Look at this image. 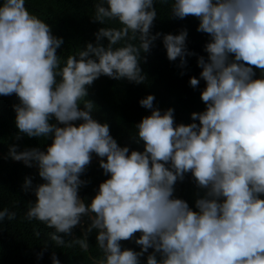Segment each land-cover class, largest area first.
Returning <instances> with one entry per match:
<instances>
[{"label": "clouds", "instance_id": "clouds-1", "mask_svg": "<svg viewBox=\"0 0 264 264\" xmlns=\"http://www.w3.org/2000/svg\"><path fill=\"white\" fill-rule=\"evenodd\" d=\"M94 9V22L120 27H101L95 44L61 66L63 39L28 11L25 0L0 5V95L19 98L13 107L20 134L52 137L46 151L10 147L11 158L28 167L35 163L44 181L33 189L36 201L26 218L54 229L50 239L61 248L79 245L87 252L95 230L102 252L95 264H141L150 248L146 264H264V78H253V67L264 71V0H173L174 17L197 18V31L210 36L207 61H197L206 110L192 113L199 124L176 125L174 110L162 114L148 95L140 105L151 115L136 125L144 151L131 153L117 144L107 123L93 119L86 86L101 75L145 82L139 63L162 35L150 32L157 11L154 0H97ZM187 35H163L168 59L179 57L181 66L192 55ZM199 82L190 79L193 88ZM93 153L110 178L85 204L78 195L80 175ZM189 172L206 190L195 202L198 211L173 196L177 180ZM15 215L0 210V221ZM82 216L90 219L83 237L66 241L73 227L86 226ZM136 233L141 251L122 250L120 242Z\"/></svg>", "mask_w": 264, "mask_h": 264}, {"label": "trees", "instance_id": "trees-1", "mask_svg": "<svg viewBox=\"0 0 264 264\" xmlns=\"http://www.w3.org/2000/svg\"><path fill=\"white\" fill-rule=\"evenodd\" d=\"M97 0H25V7L30 13L44 20L51 28L52 34L63 39V44L57 49L61 58V66L69 55H74L79 50H84L88 43L95 44V33L101 27H117L118 22L111 21L106 25L94 22V5ZM173 0H154L157 17L150 29L152 35H162L154 42L148 53H142L139 66L146 76L144 83L137 84L127 79H112L101 75L87 87L86 99L94 104L91 113L93 119L100 123H107L110 135L120 147L127 146L131 151H144L143 141L137 142L136 125L142 118L151 115V110L140 105V100L148 95L155 97L153 107L161 113L169 108L174 110L176 125L197 123L192 120V113H201L206 110L205 103L201 100V93L206 87V82L200 78L202 71L198 66V58L203 56L208 59L205 46L210 42L207 33L197 31L200 21L192 16L179 19L171 14ZM3 0H0V5ZM186 30L187 52L192 55L185 57L187 63L181 66L180 58L170 61L163 45V35H178ZM103 43L106 45L107 40ZM138 44V41H133ZM122 46L117 45L116 47ZM233 57H230L232 59ZM254 79L264 78V71L253 67ZM200 82L196 88L190 85L191 78ZM59 80V77H57ZM19 104L16 94L0 95V210L7 209L15 212V218L0 221V264H53V255L60 264H95V260L102 257V252L96 244V231L88 234L89 249L84 252L79 245L73 247H57L50 239L54 229L45 224L26 218L29 205L35 203L36 196L33 189L44 183L39 176L38 167L26 166L23 161H16L9 155L10 147L17 145L18 151L25 148L39 147L46 151L52 143V137L29 138L20 134L16 126V112L14 105ZM83 108V105H81ZM50 123H57L55 118ZM76 125L81 121L74 122ZM62 126V125H58ZM17 135L21 139L17 140ZM106 161V158L104 159ZM100 167V160L91 161L85 171L80 175L84 181L78 190L79 197L89 204L99 191V185L109 179ZM26 181L31 183L26 187ZM206 190L197 186L192 174L185 173L183 180H177L174 185V198L186 201L193 211H198L195 206L197 199L205 195ZM260 198L264 199V195ZM85 227H73L70 236H65L66 241L82 238L90 224L88 216H82ZM39 233V235H37ZM63 235V234H61ZM140 233H136L132 240L121 241V248L141 251L135 243ZM154 250L140 258L141 264H146L147 256ZM159 260L160 254L157 253Z\"/></svg>", "mask_w": 264, "mask_h": 264}, {"label": "rangeland", "instance_id": "rangeland-1", "mask_svg": "<svg viewBox=\"0 0 264 264\" xmlns=\"http://www.w3.org/2000/svg\"><path fill=\"white\" fill-rule=\"evenodd\" d=\"M106 158V157H105ZM103 158V159H105ZM102 158L98 157L95 153L92 154V159L91 161H94V160H101Z\"/></svg>", "mask_w": 264, "mask_h": 264}]
</instances>
